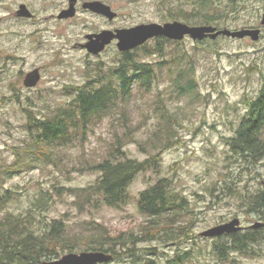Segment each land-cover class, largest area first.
<instances>
[{"label": "rangeland", "instance_id": "obj_1", "mask_svg": "<svg viewBox=\"0 0 264 264\" xmlns=\"http://www.w3.org/2000/svg\"><path fill=\"white\" fill-rule=\"evenodd\" d=\"M82 1H78L72 17L60 19L57 15L68 7V0H0V169L14 161L15 150L27 140V112L42 116L48 108L70 99L66 85L83 84L93 67L107 68L117 61L121 52L116 40L93 56L81 46L86 34L174 21L165 16L159 0H101L116 11L112 21L82 9ZM189 1L171 0V5L189 8ZM226 2L219 3L223 6ZM21 3L31 11L32 18L15 15ZM234 4L237 11L218 27H259L258 40L221 36L197 42L185 37L178 48L193 61L196 94L177 97L170 93L164 70L149 91L135 94L133 100L137 101L132 102L126 119L119 115L103 118L90 126L82 140L62 149L61 164H39L7 179L0 186V194L4 188L17 192L8 208L15 213L25 212L38 199L36 202L43 206L40 214H35L36 229H45L51 219L62 220L68 236L78 239L79 247L72 252L84 251L79 248L90 242L93 232L89 226H102L109 236L125 233L144 237L134 247L146 262L167 264L176 253L190 252L191 257L181 264H264L262 242L252 243L249 251H236L231 260L221 262L211 252L216 238L200 236L202 231L235 217L245 230L262 220L249 210L245 200L247 195L264 189V155L258 162L251 161L233 151L227 138L235 136L246 111L244 97L255 98L261 87L264 26L260 18L264 0H234ZM190 24L200 25L193 21ZM152 41L147 43L151 45ZM152 58L157 59V55ZM34 68L39 69L40 79L34 87L27 88L22 80ZM163 108L172 117L173 142L158 151L157 166L135 176L129 186L128 202L109 207L95 205L88 195L78 196V189L92 185L99 174L88 164L105 155L122 123H130L134 130L135 141L125 146L127 155L138 160L147 157L138 142L157 127ZM161 177L167 178L170 187L187 202V209L177 218L181 220L171 227L185 226L186 235L175 240L156 237L155 230L162 232V219H155L158 225H151L147 234L142 231L147 218L139 211L138 194ZM67 252L70 251L62 254ZM126 262L127 258L113 259L109 264Z\"/></svg>", "mask_w": 264, "mask_h": 264}, {"label": "trees", "instance_id": "obj_2", "mask_svg": "<svg viewBox=\"0 0 264 264\" xmlns=\"http://www.w3.org/2000/svg\"><path fill=\"white\" fill-rule=\"evenodd\" d=\"M159 2L166 10L165 16L168 15L172 20L182 19L188 24L193 21L200 25L220 26L237 11L234 0H227L223 6L219 3L221 0H190L189 8H174L171 0ZM152 40L151 45L145 43L132 51L121 53L117 61L107 68L100 65L93 67L83 84L66 85L65 92L70 99L48 108L42 116L27 112V140L20 149L15 150L14 161L0 169V186L22 169L28 170L46 163L61 164L62 149L82 140L90 126L103 118L119 115L126 119L132 102L137 101L133 100L135 94L149 91L153 84L159 82L164 70L170 93L177 97L196 94L193 61L178 48L181 42L163 37ZM153 55H157V59L152 58ZM243 101L246 111L241 116L235 136L227 138V141L233 151L258 162L264 155V74L257 96H245ZM160 111L157 127L146 139L138 142L140 151L147 157L138 160L127 155L125 146L129 141H135L134 130L130 123H122L120 133L114 132L105 155L88 164L99 174L92 185L78 189V196L88 195L95 205L109 207H119L128 202L129 186L135 176L157 166L158 151L173 142L170 111ZM155 150L154 154L152 151ZM4 189L0 194V264H41L42 260L57 258L79 247L76 245L78 239L68 236L66 224L60 219H51L41 231L36 229L35 214H40L43 206L37 203L38 199L25 212L11 211L9 202L15 199L17 192ZM247 197L246 206L264 221V189ZM186 205V200L170 187L169 180L159 178L138 194L139 211L147 218L142 231L147 234L151 225H158L155 219H162V232L155 230L158 239L175 240L185 236V226L171 227L175 221L181 220L177 218L187 209ZM88 229L93 232L88 240L90 242L79 249L110 252L116 261L127 258L126 264H156L152 260L142 261V256L134 247L144 237L137 238L125 233L109 236L102 226H89ZM244 231L216 236L212 242L213 255L221 262L227 261L232 259L230 256L236 251H249L252 243H264V227L255 230L247 228ZM189 253H176L167 260V264H181L191 257Z\"/></svg>", "mask_w": 264, "mask_h": 264}, {"label": "water", "instance_id": "obj_3", "mask_svg": "<svg viewBox=\"0 0 264 264\" xmlns=\"http://www.w3.org/2000/svg\"><path fill=\"white\" fill-rule=\"evenodd\" d=\"M77 0H68V7L60 11L58 18H68L75 14V5ZM82 8L93 13L99 14L111 21L117 13L111 9L109 5L100 0H89L82 3ZM17 17L30 18L32 13L24 4H19L15 12ZM260 25L264 26V10L260 18ZM188 36L193 41H201L205 38L216 39L218 36H226L230 38L249 37L251 40H258L260 36V28H240L231 30L229 28H217L214 25H189L187 23L174 20L165 23H142L129 28H117L114 30L103 29L96 33H88L85 35L86 42L82 44L87 53L91 55L100 54L107 45L114 39L117 40L116 46L119 52L130 51L144 44L147 40L154 37H164L169 40L180 41ZM40 79L38 68L27 72L23 79L25 87H33ZM264 223L257 221L251 225L252 228L263 226ZM242 229L240 221L237 217L230 221L212 226L200 233L201 236L214 237L222 234L236 233ZM112 259V255L108 252L89 250L80 252H67L59 258L44 260L42 264H97L106 263Z\"/></svg>", "mask_w": 264, "mask_h": 264}, {"label": "flooded vegetation", "instance_id": "obj_4", "mask_svg": "<svg viewBox=\"0 0 264 264\" xmlns=\"http://www.w3.org/2000/svg\"><path fill=\"white\" fill-rule=\"evenodd\" d=\"M77 4H78V2H77ZM77 4H76V5H77ZM62 10H63V9H62ZM62 10H61V11H62ZM32 17H33V16H32ZM22 84H23V80H22ZM23 86H24V85H23ZM27 88H31V87H27Z\"/></svg>", "mask_w": 264, "mask_h": 264}]
</instances>
